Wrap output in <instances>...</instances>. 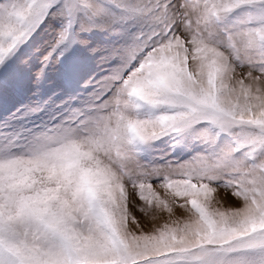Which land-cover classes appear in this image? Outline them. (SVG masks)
<instances>
[{"label": "snow or ice", "instance_id": "1", "mask_svg": "<svg viewBox=\"0 0 264 264\" xmlns=\"http://www.w3.org/2000/svg\"><path fill=\"white\" fill-rule=\"evenodd\" d=\"M0 264H264V0H0Z\"/></svg>", "mask_w": 264, "mask_h": 264}, {"label": "rangeland", "instance_id": "2", "mask_svg": "<svg viewBox=\"0 0 264 264\" xmlns=\"http://www.w3.org/2000/svg\"><path fill=\"white\" fill-rule=\"evenodd\" d=\"M2 103H3V102H2V101H0V110H2Z\"/></svg>", "mask_w": 264, "mask_h": 264}]
</instances>
